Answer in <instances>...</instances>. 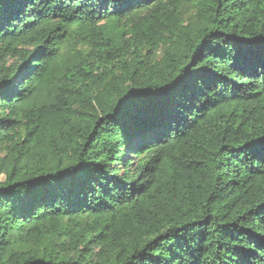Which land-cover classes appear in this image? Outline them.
Instances as JSON below:
<instances>
[{
    "label": "trees",
    "instance_id": "1",
    "mask_svg": "<svg viewBox=\"0 0 264 264\" xmlns=\"http://www.w3.org/2000/svg\"><path fill=\"white\" fill-rule=\"evenodd\" d=\"M0 264H264V0H0Z\"/></svg>",
    "mask_w": 264,
    "mask_h": 264
}]
</instances>
